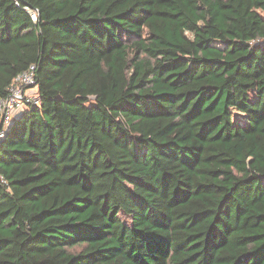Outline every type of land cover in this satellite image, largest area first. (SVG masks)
Returning a JSON list of instances; mask_svg holds the SVG:
<instances>
[{
	"label": "trees",
	"instance_id": "obj_1",
	"mask_svg": "<svg viewBox=\"0 0 264 264\" xmlns=\"http://www.w3.org/2000/svg\"><path fill=\"white\" fill-rule=\"evenodd\" d=\"M260 11L0 0V264H264Z\"/></svg>",
	"mask_w": 264,
	"mask_h": 264
},
{
	"label": "built area",
	"instance_id": "obj_2",
	"mask_svg": "<svg viewBox=\"0 0 264 264\" xmlns=\"http://www.w3.org/2000/svg\"><path fill=\"white\" fill-rule=\"evenodd\" d=\"M39 101L38 89L34 82V65L14 78L7 94L0 96V137L12 118Z\"/></svg>",
	"mask_w": 264,
	"mask_h": 264
},
{
	"label": "water",
	"instance_id": "obj_3",
	"mask_svg": "<svg viewBox=\"0 0 264 264\" xmlns=\"http://www.w3.org/2000/svg\"><path fill=\"white\" fill-rule=\"evenodd\" d=\"M30 15L32 16L33 20L36 19L35 15L32 12H30Z\"/></svg>",
	"mask_w": 264,
	"mask_h": 264
},
{
	"label": "rangeland",
	"instance_id": "obj_4",
	"mask_svg": "<svg viewBox=\"0 0 264 264\" xmlns=\"http://www.w3.org/2000/svg\"><path fill=\"white\" fill-rule=\"evenodd\" d=\"M260 13L264 16V11H260Z\"/></svg>",
	"mask_w": 264,
	"mask_h": 264
}]
</instances>
